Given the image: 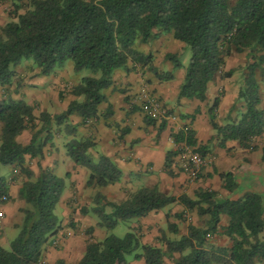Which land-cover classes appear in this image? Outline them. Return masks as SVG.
Returning <instances> with one entry per match:
<instances>
[{"label":"trees","instance_id":"16d2710c","mask_svg":"<svg viewBox=\"0 0 264 264\" xmlns=\"http://www.w3.org/2000/svg\"><path fill=\"white\" fill-rule=\"evenodd\" d=\"M18 10L14 5L13 19L0 26V87L12 84L16 77L13 68L24 60L34 62L37 77L51 75L67 61H71L75 73L88 70L90 76L69 89L67 93L74 100L59 114L41 112L36 116L34 108L23 100L0 101V166H15L26 178L18 191V198L25 203L19 210L23 219L9 248L0 247V264H41L45 246L61 230L55 208L65 188L64 180L40 166L38 178L33 179L26 166L27 156L43 158L44 148L55 135L53 127L74 136L78 126L99 119L106 122L113 111L104 91L113 86V72L128 71L129 64L132 70L152 74L159 83L174 79L172 72L158 69L151 53L136 50V42L147 44L171 34L189 47L186 67L177 54L164 56L174 70L184 69L177 103L205 102L207 87L218 75L223 79L233 75L234 70L223 72L226 58L233 52L247 53L252 62L245 68L237 93L243 112L237 119L220 123L217 110L221 96H217L206 116L221 148L234 141L243 149H254L253 141L263 136L264 111L259 108L256 73L264 70V0H29L23 13L18 14ZM124 100L128 102L129 98ZM102 104L107 107L100 113ZM137 111L143 114L146 127L158 126V132L166 129L165 119H153L142 108L131 105V112ZM199 113L196 109L193 115L181 118L193 121ZM70 116L78 117L80 124H70ZM25 130L31 131V140L21 145L16 139ZM126 132V128L121 129L122 135ZM171 137L175 144L191 147L206 158L207 146L197 144L195 132L189 127ZM93 147L94 142L88 138H72L65 144L67 156L88 170V186L105 188L119 183L121 170L106 156L93 159ZM178 155V150L165 154L164 169L169 176L174 175L171 168ZM261 160L264 163V146ZM219 177L228 193L236 190L231 172ZM8 190L6 179L0 176V206L6 203L3 197L8 200ZM172 204L195 212L201 220L205 218L203 224H189L186 235L178 239L162 236L159 247L143 244L134 231L122 238L107 235L102 240H89L77 264H128L126 257L132 254L134 260H143L144 264H164L165 258L174 264H264V198L258 193L231 200L203 190L191 199L187 195H165L155 186L129 193L124 201L116 203L97 192L91 207L82 208L80 214H93L98 228L111 231L120 222L146 217ZM177 217L182 219V215ZM222 217L228 219L224 227ZM219 230L229 239V248L208 242ZM92 231L89 228L86 234ZM168 231L177 234V226L169 224ZM174 254L179 258L173 259Z\"/></svg>","mask_w":264,"mask_h":264},{"label":"crops","instance_id":"0c3cea01","mask_svg":"<svg viewBox=\"0 0 264 264\" xmlns=\"http://www.w3.org/2000/svg\"><path fill=\"white\" fill-rule=\"evenodd\" d=\"M28 1L9 0L12 7L11 11H8L4 2L0 0V26L13 19L11 12L14 5L19 7L17 13L21 14L26 10ZM183 76L184 72L180 70L174 74L172 81L159 83L152 74L143 73L139 69L132 70L131 64L128 65V71L123 69L114 71L113 86L104 91L113 111V115L106 122L99 119L78 126L74 136L66 135L60 127V131L55 132L51 143L44 148L42 159L26 157V166L31 170L33 179L38 178L40 173L38 166H40L64 180L65 188L55 211L60 213L62 225H66L69 219L73 218L77 227L75 232H70L68 227L64 228L66 235L70 237L64 241L62 248H54L59 233L53 237L45 246L43 258L46 256L50 262L57 264L58 261L64 264H77L83 256L87 241L102 240L107 236L105 229L97 227L98 220L94 219L93 214H80L82 208L91 207L97 192L116 203L124 201L129 193L144 187L155 186L165 195L174 197L187 195L191 199L195 198L196 192L203 190L216 192L222 199L237 200L246 193H258L264 198V163L261 160L264 134L262 138H256L253 141L254 149H243L234 141L227 142L225 148L219 147L206 116L208 99L205 102L185 100L176 102ZM41 78L39 76L24 79L18 84V88L16 86L18 81H13L8 88L0 87V101L8 98L23 100L34 108L36 116L41 112L55 115L65 111L69 103L74 100L67 92L76 83H67L63 72L59 70H54L51 75L43 77L45 79ZM211 86L213 82L208 85L207 92ZM143 90L151 91L157 96L179 122L173 124L170 119H165L167 127L162 132L157 131L158 126L146 127L143 114L138 111L131 112L133 98ZM216 93L217 89L212 87L211 94L214 98L218 96ZM125 97L129 98L128 102H125ZM207 97L209 98L208 93ZM233 99L225 104L228 95L225 94L221 98L217 110L218 117L222 110L228 112L233 105ZM133 106L140 107L138 104ZM106 107L107 104L99 106V112L103 113ZM196 109L200 113L193 121L181 118L182 115H193ZM69 122L72 125H78L81 121L76 116H70ZM1 127L0 124V129ZM184 127H189L195 132L198 145L207 146L208 164L194 181H190L183 172L178 156L173 160L171 168L173 176L167 175L164 169L165 154L175 150L171 142V134ZM55 128L54 126L53 130ZM124 128L127 132L122 135L121 129ZM72 138L91 139L94 142V147L90 151L92 158L96 159L99 155L108 157L121 170L123 181L105 188L88 186V170L76 165L66 154L65 144ZM16 140L21 145H27L31 140V131L25 130ZM7 167L5 173L0 175L6 179L9 188L8 200L0 206V210L4 213L3 227L0 230V247L3 249H8L9 243L17 236V226L23 219L19 210L25 207V203L18 198V191L26 178L19 173L17 167ZM227 172L233 174L237 184L233 193H228L223 188V182L219 177L220 174ZM132 178L135 179L134 183L131 182ZM177 215H182V219ZM204 220L205 218L199 219L195 212L187 211L179 204H172L157 212H151L146 217L135 219L130 223L129 229L140 236L143 244L159 247V238L162 236L172 240L178 239L186 235L189 224L201 225ZM227 221L226 217H222L221 227H224ZM169 224L177 226V234L168 231ZM89 228H93V231L87 235L86 230ZM208 242L218 247L231 246L229 239L223 236L220 230ZM177 258L179 255L174 254L173 259ZM130 264H144V262L134 260ZM164 264L174 263L172 259L165 258Z\"/></svg>","mask_w":264,"mask_h":264},{"label":"rangeland","instance_id":"374dc122","mask_svg":"<svg viewBox=\"0 0 264 264\" xmlns=\"http://www.w3.org/2000/svg\"><path fill=\"white\" fill-rule=\"evenodd\" d=\"M7 3H8L7 4L8 11H11L12 4L9 3V0ZM134 48L140 52H143V53H151L154 56V64L158 67V69L160 71L172 72L173 74L178 73L180 70L182 72H184V69L181 68V69H175L174 70L172 68L171 63L164 60V56L167 53L177 54L180 62L183 65V67L187 66V64L189 62V58H190L189 47L187 45L175 40L171 34H163L158 40H155V41L147 43V44H140V43L136 42L134 45ZM251 62H252V60L247 55V53L237 54V53L233 52L229 57L226 58V63H225V66L223 68V72H227L229 70H234L233 75L230 78H224V79L218 75L215 78V80L213 81V86H211L209 88V92H207L209 95V98L207 97L208 100L206 102L207 105H209V106L212 104V102L214 100V97L211 94L212 87H214V89H217L216 95L221 96V98L225 94L228 95V100L226 101L225 104H227L228 101H231L234 98L233 99L234 100L233 105L231 106L230 109H228V112L226 113L225 110H222V113H220V117H218V121L220 123H225L227 120L237 119L240 116V114L243 112V108H244L243 102L237 99V93H238L239 88L243 84L244 75L246 73L245 68ZM13 70L16 72V77L13 81L14 82L18 81L16 84L17 88H18V84H20L24 79L36 78L37 77L36 74L38 72V69L36 68V66L34 65V62L32 60L22 61L21 64L15 68H13ZM57 70H59L60 72H63L64 77H65V81L69 84H72V83L77 84L80 82V80L83 77L90 76V72L88 70H83L80 73H75L72 69L71 61H67L64 63L63 66L57 67L55 69V71H57ZM256 78L258 80L259 87H260L261 104H260L259 108L264 111V70L263 71L258 70L256 73ZM41 79H45V78L42 77ZM64 89H66V88H64ZM65 91H67V89ZM142 92H145L148 95L155 97L166 109V106L162 103V101L157 96H155L151 91L143 90ZM137 96H135L133 98V100ZM138 105L141 108V104H138ZM168 113L171 115V111L170 112L168 111ZM217 115H219V114L217 113ZM170 120L172 121L173 124L179 122L177 117H175L174 120H172V119H170ZM53 131L57 132V131H60V129L55 128ZM212 131L215 134L213 129H212ZM260 138H262V137H260ZM7 169H8L7 166H0V175H3ZM123 179L124 178L121 176L119 183H121L123 181ZM131 182L134 183L135 179L132 178ZM106 211L109 212L110 209L107 208ZM55 215L57 216V218L60 222L61 230L59 232L58 239L55 240V241H57V242H55L56 243L55 246L57 248L55 246H54V248L59 249V248L63 247V244L65 243L64 241L70 237V236L66 235L67 232L65 233L64 228L68 227L71 230L70 232H75L77 227L75 226L76 222L73 218L69 219V221L66 223V225H62V221H61L62 217H61L60 213L55 211ZM93 217L95 220H97L96 216L93 215ZM134 220L135 219L120 222L117 225V227H115L113 230H111V231L104 230V231H106L107 235H114L118 238H122L125 236L126 233L132 231L131 229H129V225ZM18 231L19 230H17V234H18ZM126 260H127L128 264H130L132 261H134L133 254L128 255L126 257ZM41 264H57V263L50 262L47 259V257L44 256Z\"/></svg>","mask_w":264,"mask_h":264},{"label":"built area","instance_id":"2783aa9c","mask_svg":"<svg viewBox=\"0 0 264 264\" xmlns=\"http://www.w3.org/2000/svg\"><path fill=\"white\" fill-rule=\"evenodd\" d=\"M2 1L4 2L8 10V0ZM131 104H141V108L143 109V111L153 119H175V117L173 115H170L167 109H165V107L155 97H152L145 92H142L134 100H132ZM171 142L173 143L175 150L179 151L178 157L181 160V168L183 172L187 175L190 181L196 180L202 169L208 164L206 158H203L197 151H195L191 147H188L184 144H175L172 137ZM2 201L6 202L7 198L3 197ZM3 222L4 213L0 210V230L3 227Z\"/></svg>","mask_w":264,"mask_h":264}]
</instances>
